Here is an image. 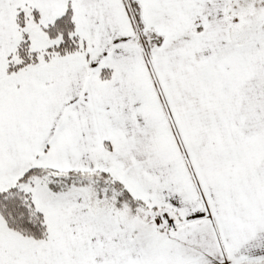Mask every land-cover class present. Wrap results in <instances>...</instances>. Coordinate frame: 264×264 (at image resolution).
<instances>
[{
	"label": "snow or ice",
	"instance_id": "snow-or-ice-1",
	"mask_svg": "<svg viewBox=\"0 0 264 264\" xmlns=\"http://www.w3.org/2000/svg\"><path fill=\"white\" fill-rule=\"evenodd\" d=\"M0 264H264V0H0Z\"/></svg>",
	"mask_w": 264,
	"mask_h": 264
}]
</instances>
